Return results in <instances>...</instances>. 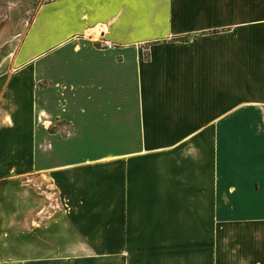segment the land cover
Here are the masks:
<instances>
[{"label": "crops", "instance_id": "obj_1", "mask_svg": "<svg viewBox=\"0 0 264 264\" xmlns=\"http://www.w3.org/2000/svg\"><path fill=\"white\" fill-rule=\"evenodd\" d=\"M0 61V264H264V0H56Z\"/></svg>", "mask_w": 264, "mask_h": 264}, {"label": "rangeland", "instance_id": "obj_2", "mask_svg": "<svg viewBox=\"0 0 264 264\" xmlns=\"http://www.w3.org/2000/svg\"><path fill=\"white\" fill-rule=\"evenodd\" d=\"M53 1L56 0H0V55L2 52L11 56L35 19L39 8ZM3 62L0 61V68L4 67ZM66 131L68 133L70 129ZM19 191L16 185L8 189V193L14 196L19 195Z\"/></svg>", "mask_w": 264, "mask_h": 264}]
</instances>
